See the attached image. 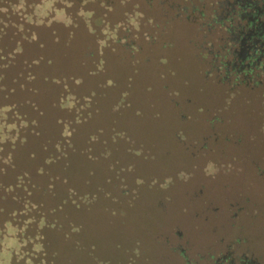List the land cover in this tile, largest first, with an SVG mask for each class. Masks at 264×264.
<instances>
[{
	"label": "rangeland",
	"instance_id": "rangeland-1",
	"mask_svg": "<svg viewBox=\"0 0 264 264\" xmlns=\"http://www.w3.org/2000/svg\"><path fill=\"white\" fill-rule=\"evenodd\" d=\"M63 1L0 0V264H264V56L221 79L222 0Z\"/></svg>",
	"mask_w": 264,
	"mask_h": 264
},
{
	"label": "trees",
	"instance_id": "trees-1",
	"mask_svg": "<svg viewBox=\"0 0 264 264\" xmlns=\"http://www.w3.org/2000/svg\"><path fill=\"white\" fill-rule=\"evenodd\" d=\"M24 1L32 6L38 4L40 0ZM251 1L222 0L218 5L220 12L213 15L212 19L209 20V22L224 27L225 36L219 47L230 59L219 60L216 66L217 69H222V80H226L231 76L234 82L239 79V76L243 80L252 79V71L255 65H261L260 58L264 56V25L254 18H257L258 15H264V1H260L261 3L258 2L255 5ZM91 2L93 0H89V2L87 0H64L62 5H54V9L62 8L64 10V17L68 19L67 24H70L69 27L74 26L81 19V13L87 14L89 25L94 26L96 20L104 21L111 1L97 0L98 6L89 7L88 5ZM74 4L76 5L74 6ZM20 23V21H17L16 24ZM207 51L209 53V49ZM16 53H21V51L16 50L15 47H12L8 52L11 55ZM217 56L218 54L213 52L211 57ZM4 58V54L0 51V61ZM2 65H5V63H0V66Z\"/></svg>",
	"mask_w": 264,
	"mask_h": 264
},
{
	"label": "crops",
	"instance_id": "crops-1",
	"mask_svg": "<svg viewBox=\"0 0 264 264\" xmlns=\"http://www.w3.org/2000/svg\"><path fill=\"white\" fill-rule=\"evenodd\" d=\"M58 13H59V19H57V21L64 23L65 24V27H66L67 26V23H66V19H65L63 13L62 12H58ZM2 174L3 173L0 172V188H4V193L0 194V200L1 199H4L5 195L7 194L6 193V187L9 186V185H7V182L4 181V177L2 176ZM0 203H1V201H0ZM3 209H4L3 208V204H0V211H2Z\"/></svg>",
	"mask_w": 264,
	"mask_h": 264
},
{
	"label": "flooded vegetation",
	"instance_id": "flooded-vegetation-1",
	"mask_svg": "<svg viewBox=\"0 0 264 264\" xmlns=\"http://www.w3.org/2000/svg\"><path fill=\"white\" fill-rule=\"evenodd\" d=\"M248 1L250 2L251 0H248ZM260 1L262 2V1H264V0H252L251 2H252L253 5H255L256 3L260 2ZM261 2H260V3H261ZM263 18H264V17H263ZM254 19H255V20H256V19L259 20V21L264 25V20H263V21L260 20V19H259V16H257V18H254ZM242 264H243V263H242Z\"/></svg>",
	"mask_w": 264,
	"mask_h": 264
}]
</instances>
